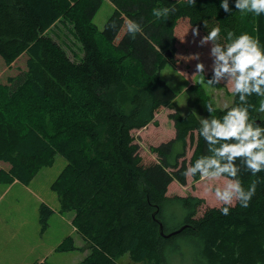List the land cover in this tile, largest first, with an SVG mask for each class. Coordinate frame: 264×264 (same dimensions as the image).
I'll return each mask as SVG.
<instances>
[{
    "label": "trees",
    "instance_id": "1",
    "mask_svg": "<svg viewBox=\"0 0 264 264\" xmlns=\"http://www.w3.org/2000/svg\"><path fill=\"white\" fill-rule=\"evenodd\" d=\"M104 1L112 3L114 13L100 32L94 18ZM219 4L0 0V59L7 67L23 57L26 62V71L0 81V163L7 165L0 170V184L28 185L63 156L67 165L51 188L61 211L75 213L73 224L90 250L80 264H120L125 254L131 258L127 264H174L188 257L199 264H264V171L253 176L241 166L244 187L255 183L256 191L247 208L237 201L228 215L220 211L225 205L200 215L204 199L168 194L175 181L186 185V170L210 154L200 120L222 116L237 96L221 109L201 85L191 86L190 112L169 115L175 136L150 148L155 160L143 158L133 135L158 125V111L177 97L161 72L178 64L179 34L188 43L194 28L203 37L218 26L221 44L229 32L244 31L264 43V14L242 15L235 0H229L231 13ZM157 7L175 11L157 18L152 14ZM128 19L142 28L134 39ZM59 24L79 43L78 61L54 38ZM210 48L211 42L203 57H210ZM259 101L255 94L248 98L256 107ZM250 117L264 123V113L250 109ZM190 176L200 179L199 173ZM53 212L41 205L42 231ZM76 249L68 237L57 251Z\"/></svg>",
    "mask_w": 264,
    "mask_h": 264
},
{
    "label": "rangeland",
    "instance_id": "2",
    "mask_svg": "<svg viewBox=\"0 0 264 264\" xmlns=\"http://www.w3.org/2000/svg\"><path fill=\"white\" fill-rule=\"evenodd\" d=\"M114 13V6L109 1H104L101 9L94 18V23L99 31H103L108 19ZM61 29L65 33L62 34ZM54 38L62 44L69 56L78 61L83 56L79 43L69 35L66 28L59 24L55 28ZM193 40L186 42L179 34L178 64H169L162 72L161 78L171 87L177 97L170 107L162 108L155 116L158 125L151 123L146 128L133 132L135 142L140 146V153L145 159L155 160L156 156L150 151L152 146L169 141L175 136V127L169 115L179 112L187 115L190 112L188 105V90L191 86L201 85L211 97L214 106L224 109L229 107L234 100L232 83L221 81L209 85L207 79L211 76L212 59L203 57L206 54V45L200 46L199 40L202 37L192 36ZM191 43V44H190ZM199 57V59H197ZM203 62L205 72L202 74L196 71L197 63ZM26 71L25 58L16 61L11 67H7L0 59V81L6 82L9 77H15ZM191 156V152L189 157ZM67 161L63 156L58 155L52 166L44 167L34 180L25 185L17 180L11 184H0V259L1 261L10 257L0 264H39V259L48 264H80L90 253L86 242L77 229L69 223L70 214L74 212H62L56 192L51 188L53 182L66 167ZM7 169V165L0 163V170ZM229 179L223 175L214 179L194 180L188 176L186 185L174 182L169 188V196H195L205 200L200 215L212 207L223 205L215 196L216 187L223 188ZM211 189V190H210ZM237 201H234L236 204ZM42 204L49 206L54 212L49 220V226L42 231L40 224V207ZM76 229V231H75ZM74 239L76 250L60 252L53 250L58 241L66 238L70 232ZM64 242V241H63ZM62 242V243H63ZM35 245L33 253L24 251ZM61 245V244H60ZM59 245V246H60ZM45 248V249H44ZM44 249V250H43ZM43 250V251H42ZM51 250V251H50ZM54 251V252H53ZM52 253L51 255H49ZM131 262L129 254L120 257L118 263L127 264ZM174 264H199L193 258L188 257L184 262L175 261Z\"/></svg>",
    "mask_w": 264,
    "mask_h": 264
},
{
    "label": "clouds",
    "instance_id": "3",
    "mask_svg": "<svg viewBox=\"0 0 264 264\" xmlns=\"http://www.w3.org/2000/svg\"><path fill=\"white\" fill-rule=\"evenodd\" d=\"M188 3H195V0H188ZM219 7L226 13L233 11L229 0H220ZM235 9L242 15L251 13L259 17L264 14V0H235ZM172 11L175 9L157 7L152 14L157 18L167 17ZM126 26L133 39L136 33L142 31L141 25L132 19L126 21ZM192 33L194 37L199 36L198 29L194 28ZM220 33V27H213L198 42L200 46L211 42V76L207 83L231 82V90L238 97V102L220 117L200 120V135L207 142L210 154L199 157L185 175L199 173L201 179L222 175L230 178L223 188L214 189L216 198L225 205L220 208L221 214L228 215L229 206H235L234 201L247 208L256 191L255 183L244 187L240 179L241 166L253 176L264 171V123L250 117V109L264 113V43L244 31L239 35L229 32L228 42L221 44L218 42ZM196 71L205 72L203 62L197 63ZM253 94L260 98L258 107L248 103ZM213 111L214 108L209 105L208 112ZM237 158H241L239 163Z\"/></svg>",
    "mask_w": 264,
    "mask_h": 264
},
{
    "label": "crops",
    "instance_id": "4",
    "mask_svg": "<svg viewBox=\"0 0 264 264\" xmlns=\"http://www.w3.org/2000/svg\"><path fill=\"white\" fill-rule=\"evenodd\" d=\"M70 215H71V216H70V218H69V223H71V224L73 225V220H74V218H75V213H72V214H70ZM75 231H76V229H75ZM76 232H77V231H76ZM72 233H73V231L70 232V234H69L66 238L71 237V236H72V235H71ZM66 238L62 239V241H58L57 245L54 246L53 250H54L55 252H57V251H56V248H57L60 244H62V242H63ZM74 242H76L75 239H74ZM34 247H35V245H31V247H29L30 249L26 248L24 251H26L27 253H28V251H29V253H33V251H34V249H35ZM44 249H45V248H44ZM44 249H43V250H44ZM43 250H42V251H43ZM50 251H51V250H50ZM54 251H53V252H54ZM51 254H52V253H50L49 255H51ZM9 257H10V254H8V258H7V259H4V260H2V261H1V259H0V263H1V262H5V261H7V260L9 259ZM43 260H44V259H43V257H42V258L39 259V262L41 263ZM20 264H21V263H20Z\"/></svg>",
    "mask_w": 264,
    "mask_h": 264
},
{
    "label": "water",
    "instance_id": "5",
    "mask_svg": "<svg viewBox=\"0 0 264 264\" xmlns=\"http://www.w3.org/2000/svg\"><path fill=\"white\" fill-rule=\"evenodd\" d=\"M161 229H162V228H161ZM183 229H184V228H182V229H180V230H178V231H176V232H174V233H171L170 235H167V236L170 237V236H172V235H175V234L181 232ZM162 234H164V233L162 232Z\"/></svg>",
    "mask_w": 264,
    "mask_h": 264
}]
</instances>
